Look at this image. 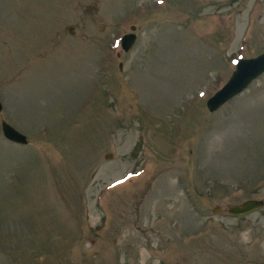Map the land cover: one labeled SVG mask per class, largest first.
I'll return each mask as SVG.
<instances>
[{"label":"rangeland","instance_id":"1","mask_svg":"<svg viewBox=\"0 0 264 264\" xmlns=\"http://www.w3.org/2000/svg\"><path fill=\"white\" fill-rule=\"evenodd\" d=\"M263 51L264 0H0V264H264V207L227 213L264 200V73L206 107Z\"/></svg>","mask_w":264,"mask_h":264},{"label":"water","instance_id":"2","mask_svg":"<svg viewBox=\"0 0 264 264\" xmlns=\"http://www.w3.org/2000/svg\"><path fill=\"white\" fill-rule=\"evenodd\" d=\"M135 26L130 27L135 30ZM136 34L126 33L121 38V47L124 51H129L134 45ZM264 73V52L259 53L254 57L240 58L235 62L234 70L224 83L211 97L206 101L208 111L214 112L223 106L226 102L243 92L251 82L256 80ZM2 110V103L0 101V111ZM1 132L4 138L8 141L26 145L28 143L27 137L22 132L18 131L11 124L3 121L1 122ZM110 153L106 154L105 158H110ZM264 201L261 199H247L241 203L228 206V213L232 217H240L252 212L262 209Z\"/></svg>","mask_w":264,"mask_h":264}]
</instances>
